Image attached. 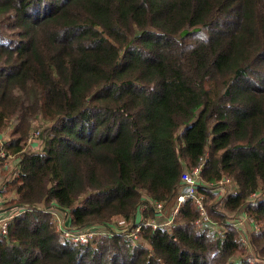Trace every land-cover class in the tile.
Listing matches in <instances>:
<instances>
[{
  "label": "trees",
  "instance_id": "trees-1",
  "mask_svg": "<svg viewBox=\"0 0 264 264\" xmlns=\"http://www.w3.org/2000/svg\"><path fill=\"white\" fill-rule=\"evenodd\" d=\"M0 137V264H264V0H0Z\"/></svg>",
  "mask_w": 264,
  "mask_h": 264
},
{
  "label": "built area",
  "instance_id": "built-area-1",
  "mask_svg": "<svg viewBox=\"0 0 264 264\" xmlns=\"http://www.w3.org/2000/svg\"><path fill=\"white\" fill-rule=\"evenodd\" d=\"M39 137V132H34L29 140L28 143L31 144L32 142L36 141ZM12 156H8L4 151H0V166L7 168L9 166L8 161L11 159ZM204 169V161H202L196 168H194L192 171H185L182 175V183L183 186L180 189L178 195L174 199V208L172 211V219L166 223H160V221H152L151 224L154 226V228H158L160 226H165L169 231L172 230L174 227V218L175 216L179 213L180 207L185 204L188 199H193L195 202L198 212H199V218L196 220L195 224L197 226H200L203 222H206L208 225L211 227H215L216 223H213L208 215V211L204 202V198L197 193V187L198 185L202 182V172ZM6 188L2 187L0 191H5ZM1 199L2 195L0 194V204H1ZM258 197L256 195L252 196L251 199L247 203V207L245 208V213L239 214L234 216V218H230L226 223H223L224 226H232L237 228L239 231L242 229H246L248 224L253 225V219H251L248 214L246 213L247 209L249 206H252L257 203ZM156 212L158 213L159 217L166 206L161 203H156L155 204ZM17 213L16 215H18ZM53 215L57 218L58 220V229L59 231L66 237H69L73 239L75 242H80V243H88V241L95 236L96 233L89 232L85 233L84 231L80 232H72L68 230L66 227L63 226L61 218L58 216L56 212H53ZM14 216V215H13ZM5 217V218H0V233L3 235H8V228H9V221L13 217ZM255 228V226H252V229ZM140 231V228H138L134 233L127 234V237H134L136 238V234ZM241 243L244 246L250 247V242L246 240V238L241 236ZM247 262L249 264H255L256 259L254 255L252 254L251 256L247 257Z\"/></svg>",
  "mask_w": 264,
  "mask_h": 264
},
{
  "label": "rangeland",
  "instance_id": "rangeland-1",
  "mask_svg": "<svg viewBox=\"0 0 264 264\" xmlns=\"http://www.w3.org/2000/svg\"><path fill=\"white\" fill-rule=\"evenodd\" d=\"M10 134H11V131H9L8 134L5 136L4 139H5L6 141H8V140L10 139V136H11ZM35 148L37 149V147H35ZM15 161H16V160H15V158H13V157H11V159H9V161H8L9 166L6 168L7 171L4 172V171L1 170V171H2V173L0 174V177H1V178H3L4 176L8 175V174L11 173V172H13V171L16 169L17 164H15ZM1 168H5V167H1V166H0V169H1ZM1 171H0V172H1ZM1 203H4V197H3V196H2V199H1ZM57 214H58V216L61 218V220L64 222V215H63V213L58 212ZM239 214H240V213L232 214V215L229 216V219H230V218H234V216L239 215ZM63 222H62V223H63ZM120 224H122V223H120ZM123 225H124V224H123ZM250 225H251V224H248L247 227H246V229H242V230H240V231L237 229V230L239 231L240 239H241V236H242V237L246 238V240H248V241L250 242V236H251V234H252L253 232H258V231L260 230L258 227L252 229V228H250ZM63 226H65L64 223H63ZM223 226H224V225H223ZM123 227H124V226H123ZM58 230H59V229H58ZM250 232H252V233H250ZM85 233H88V231H86ZM252 254L255 255V253H254L253 250L250 251L249 254L246 253L247 257H248V256H251Z\"/></svg>",
  "mask_w": 264,
  "mask_h": 264
},
{
  "label": "crops",
  "instance_id": "crops-1",
  "mask_svg": "<svg viewBox=\"0 0 264 264\" xmlns=\"http://www.w3.org/2000/svg\"><path fill=\"white\" fill-rule=\"evenodd\" d=\"M8 134V133H7ZM2 142V138L0 137V143ZM15 164H17V161H15ZM1 171V169H0ZM5 172V171H4ZM2 173V171L0 172V174ZM7 183V175L4 176L3 178L0 177V190L2 189V187H4L3 185ZM173 208H174V201L169 203L166 208L164 209L163 213L157 217V221H160V223L166 224L168 223L172 217H173ZM251 228V225H250Z\"/></svg>",
  "mask_w": 264,
  "mask_h": 264
},
{
  "label": "water",
  "instance_id": "water-1",
  "mask_svg": "<svg viewBox=\"0 0 264 264\" xmlns=\"http://www.w3.org/2000/svg\"><path fill=\"white\" fill-rule=\"evenodd\" d=\"M226 178H224V181H225Z\"/></svg>",
  "mask_w": 264,
  "mask_h": 264
}]
</instances>
